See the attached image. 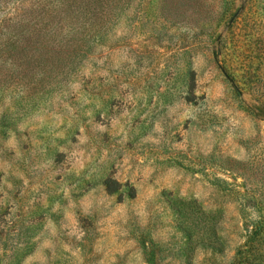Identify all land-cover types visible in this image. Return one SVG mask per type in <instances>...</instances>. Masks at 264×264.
<instances>
[{
  "label": "rangeland",
  "instance_id": "obj_1",
  "mask_svg": "<svg viewBox=\"0 0 264 264\" xmlns=\"http://www.w3.org/2000/svg\"><path fill=\"white\" fill-rule=\"evenodd\" d=\"M0 32V264H264V0H0Z\"/></svg>",
  "mask_w": 264,
  "mask_h": 264
},
{
  "label": "trees",
  "instance_id": "obj_2",
  "mask_svg": "<svg viewBox=\"0 0 264 264\" xmlns=\"http://www.w3.org/2000/svg\"><path fill=\"white\" fill-rule=\"evenodd\" d=\"M0 35H2V32H0ZM20 36H21L20 34L13 35V36L9 37V40H14V41L18 42V39H19L18 37H20Z\"/></svg>",
  "mask_w": 264,
  "mask_h": 264
}]
</instances>
